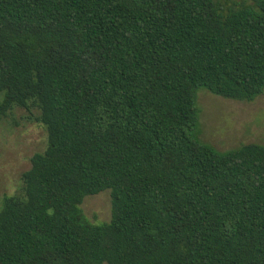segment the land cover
Returning <instances> with one entry per match:
<instances>
[{
    "label": "trees",
    "instance_id": "obj_1",
    "mask_svg": "<svg viewBox=\"0 0 264 264\" xmlns=\"http://www.w3.org/2000/svg\"><path fill=\"white\" fill-rule=\"evenodd\" d=\"M0 0V118L46 147L0 206V264H264V144L198 138L197 92H264V0ZM109 191L93 224L84 197Z\"/></svg>",
    "mask_w": 264,
    "mask_h": 264
},
{
    "label": "rangeland",
    "instance_id": "obj_2",
    "mask_svg": "<svg viewBox=\"0 0 264 264\" xmlns=\"http://www.w3.org/2000/svg\"><path fill=\"white\" fill-rule=\"evenodd\" d=\"M222 4L239 5L247 0H219ZM201 141L218 151L239 144H264V92L252 102L227 100L204 89L197 92ZM36 112L14 106L0 118V206L4 196L21 189V174L31 166L35 153L46 147V131L35 119ZM83 217L93 224L107 223L111 216L110 195L105 190L83 198Z\"/></svg>",
    "mask_w": 264,
    "mask_h": 264
}]
</instances>
